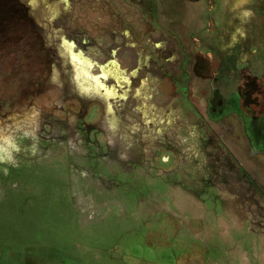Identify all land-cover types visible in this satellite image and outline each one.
I'll use <instances>...</instances> for the list:
<instances>
[{"label": "rangeland", "instance_id": "1", "mask_svg": "<svg viewBox=\"0 0 264 264\" xmlns=\"http://www.w3.org/2000/svg\"><path fill=\"white\" fill-rule=\"evenodd\" d=\"M127 10L0 31V264H264V0Z\"/></svg>", "mask_w": 264, "mask_h": 264}, {"label": "flooded vegetation", "instance_id": "2", "mask_svg": "<svg viewBox=\"0 0 264 264\" xmlns=\"http://www.w3.org/2000/svg\"><path fill=\"white\" fill-rule=\"evenodd\" d=\"M130 1L0 0V31L15 29L17 23L26 24L36 30L41 40L50 38L48 36L54 39L60 36L67 47H74L77 52L87 54L93 47L96 49L94 40L99 35V24H109L100 34L104 33L110 40L116 37L114 23L124 24ZM132 1L137 6L145 3V0ZM113 7L125 14L124 20L120 15L116 16Z\"/></svg>", "mask_w": 264, "mask_h": 264}, {"label": "bare ground", "instance_id": "3", "mask_svg": "<svg viewBox=\"0 0 264 264\" xmlns=\"http://www.w3.org/2000/svg\"><path fill=\"white\" fill-rule=\"evenodd\" d=\"M62 44H63V43H62ZM66 45H67V44H66ZM62 47H63V46H62ZM68 48H69V47H68ZM66 50H67V49H66ZM70 53H71V52H70ZM79 60H80V59H79ZM76 74H77V77H78V78L85 79V75H86V74H85V71H84V70H83L82 72H79V71H78ZM83 86H84V84H82V83L79 84V85H78V89H80V87H83ZM2 146H3V145H2ZM3 148H4V147H3Z\"/></svg>", "mask_w": 264, "mask_h": 264}]
</instances>
